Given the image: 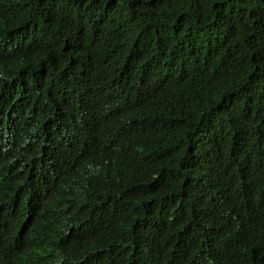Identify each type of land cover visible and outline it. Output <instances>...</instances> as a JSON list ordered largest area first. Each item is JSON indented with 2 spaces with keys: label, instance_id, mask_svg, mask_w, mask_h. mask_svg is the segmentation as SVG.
<instances>
[{
  "label": "trees",
  "instance_id": "1",
  "mask_svg": "<svg viewBox=\"0 0 264 264\" xmlns=\"http://www.w3.org/2000/svg\"><path fill=\"white\" fill-rule=\"evenodd\" d=\"M215 243L264 264V0H0V264Z\"/></svg>",
  "mask_w": 264,
  "mask_h": 264
},
{
  "label": "clouds",
  "instance_id": "2",
  "mask_svg": "<svg viewBox=\"0 0 264 264\" xmlns=\"http://www.w3.org/2000/svg\"><path fill=\"white\" fill-rule=\"evenodd\" d=\"M52 239L54 243L58 244L54 238ZM222 249V243H215L214 245H211L207 249L203 250L200 257L190 259L188 264H248L245 259L239 257H236V259H231L228 262H222L220 260V257L223 254Z\"/></svg>",
  "mask_w": 264,
  "mask_h": 264
}]
</instances>
